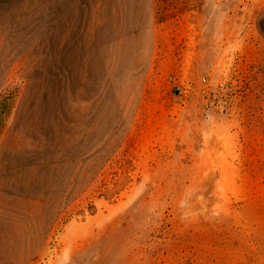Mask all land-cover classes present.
<instances>
[{
    "label": "rangeland",
    "instance_id": "rangeland-1",
    "mask_svg": "<svg viewBox=\"0 0 264 264\" xmlns=\"http://www.w3.org/2000/svg\"><path fill=\"white\" fill-rule=\"evenodd\" d=\"M0 264H264V0H0Z\"/></svg>",
    "mask_w": 264,
    "mask_h": 264
}]
</instances>
